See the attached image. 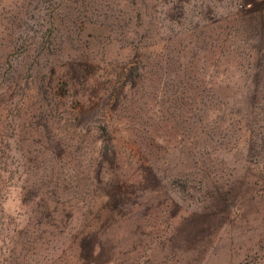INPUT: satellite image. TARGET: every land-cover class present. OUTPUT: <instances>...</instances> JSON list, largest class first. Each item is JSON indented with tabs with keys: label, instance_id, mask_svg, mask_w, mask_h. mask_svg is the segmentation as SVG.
Returning a JSON list of instances; mask_svg holds the SVG:
<instances>
[{
	"label": "rangeland",
	"instance_id": "1",
	"mask_svg": "<svg viewBox=\"0 0 264 264\" xmlns=\"http://www.w3.org/2000/svg\"><path fill=\"white\" fill-rule=\"evenodd\" d=\"M0 264H264V0H0Z\"/></svg>",
	"mask_w": 264,
	"mask_h": 264
}]
</instances>
